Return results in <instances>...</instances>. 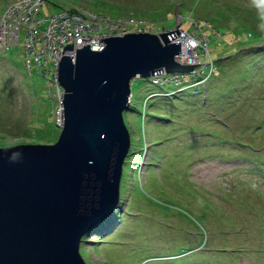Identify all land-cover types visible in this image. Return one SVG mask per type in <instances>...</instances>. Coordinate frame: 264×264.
I'll return each mask as SVG.
<instances>
[{"label": "rangeland", "instance_id": "rangeland-1", "mask_svg": "<svg viewBox=\"0 0 264 264\" xmlns=\"http://www.w3.org/2000/svg\"><path fill=\"white\" fill-rule=\"evenodd\" d=\"M33 4L41 6L43 18L73 5L92 11L110 26L102 30L108 36L181 23L187 39L199 45L201 39L204 45L209 40L212 52L221 42L232 44L214 59L216 69L198 93L190 87L178 91L188 78L160 84L151 75L133 79L132 109L124 116L131 142L143 145V158L138 159L137 148L128 160L127 187L118 208L83 237L80 251L86 263L264 264V0ZM7 10L0 0V16ZM27 12L23 7L19 15ZM224 28L234 33L223 35ZM26 35L21 18L19 41L11 45L0 39L1 147L54 143L61 134L59 119L64 122V114H58L63 99L58 92L55 96L56 67L51 61L40 64L36 53L27 54ZM42 47L41 42L39 51ZM239 71L249 72V78L242 79ZM153 92L157 95L151 96ZM199 214L203 217L196 223L191 218ZM200 226L206 228L204 236ZM182 245L188 247L184 253L179 251Z\"/></svg>", "mask_w": 264, "mask_h": 264}, {"label": "water", "instance_id": "water-1", "mask_svg": "<svg viewBox=\"0 0 264 264\" xmlns=\"http://www.w3.org/2000/svg\"><path fill=\"white\" fill-rule=\"evenodd\" d=\"M102 37L59 63L64 123L54 143L0 147V264H87L83 237L118 204L130 148L131 81L180 63V28ZM64 48L72 49L73 42Z\"/></svg>", "mask_w": 264, "mask_h": 264}, {"label": "built area", "instance_id": "built-area-1", "mask_svg": "<svg viewBox=\"0 0 264 264\" xmlns=\"http://www.w3.org/2000/svg\"><path fill=\"white\" fill-rule=\"evenodd\" d=\"M23 7L28 8V12L21 16L19 14ZM15 11L18 12L17 15H11ZM40 12L41 6L36 7L33 4V0L14 1L8 6V14L5 17H1L0 36L2 38L0 39H5L6 44L12 43L11 45L15 41H19L21 18H23L26 22L27 35L25 48L27 54L36 53L40 59V64L44 62L47 64L51 61L56 67L60 63L63 50L64 54L75 56L77 48L84 44L87 45L90 43L91 47L97 50H102L105 47V42L102 40V37L105 38L108 35L101 32V29L104 27L109 28L110 26L105 25L104 22H100L95 13L84 17L83 15L63 10L62 13L52 14L43 18ZM12 18L14 19L12 20ZM123 32L127 33L130 31L124 30ZM123 32L120 34H125ZM41 42L43 43V47L39 51L38 46ZM70 42H73V48H64ZM193 58H196V56L188 54L185 60L188 61ZM28 64H32L30 60H28ZM56 80L58 82L57 74ZM159 80V73H155L154 81L158 82ZM57 91L62 97V89L59 86ZM63 111L64 105L60 101L58 105L59 117L61 116L60 114H64ZM58 124L63 125V120L60 121L59 119Z\"/></svg>", "mask_w": 264, "mask_h": 264}, {"label": "clouds", "instance_id": "clouds-1", "mask_svg": "<svg viewBox=\"0 0 264 264\" xmlns=\"http://www.w3.org/2000/svg\"><path fill=\"white\" fill-rule=\"evenodd\" d=\"M178 27L180 28V33L179 34H182V36H175L173 38H171L172 41H180L181 40V43H182V49H181V52L178 54V58H179V62L180 63H189L187 62V60H185V57L188 55V54H191L193 56H196V58L199 59L200 63L198 65L195 66V68L191 71H188V72H168L165 68H163L164 70L163 71H160V72H156V73H159V77H160V80L158 82H155L154 81V77H155V73H152L151 76L153 77V83L154 84H160V83H164V82H169V81H175L176 83H182L183 82V79L184 78H188L189 79V82L187 84H185L183 87H180L178 89L179 90H182L184 88H192V92H196L198 93L199 91V87H201L200 85L202 84H206V80L211 78V75L212 73L214 72V70L216 69V66H215V61L213 58H211L209 55H210V50L207 49V43L208 41L205 40V45L204 44H201L203 41L201 39V42H200V45H199V42H197V40L195 39H187L186 38V35H184V32L186 33V30L184 28L181 27V23H178ZM177 26V25H176ZM106 28V27H105ZM108 28V27H107ZM172 29H177V27H171L169 29L167 28H164V29H157V30H153L151 29V31H147V32H154V33H160V32H163V31H167V30H172ZM141 30L138 29L137 32H140ZM143 32L146 31V30H142ZM188 31V30H187ZM130 32H134V31H130ZM125 35V34H123ZM116 36V35H114ZM200 39V38H199ZM185 40H187L188 42L185 43ZM84 46V45H83ZM105 46H106V43H105ZM189 46H191V51H187L186 52V47L189 48ZM205 47L206 51L208 52V55L210 60L209 59H206L205 58V61H202L200 60V53H199V47ZM10 47V46H8ZM82 47V46H81ZM80 48V47H79ZM92 48V47H91ZM196 48V50L194 49ZM94 49V48H92ZM94 50H97V49H94ZM204 60V59H203ZM28 63V62H27ZM43 64V63H42ZM48 64V63H47ZM56 67V66H55ZM59 67V65H58ZM58 67H56V72H55V75L57 74L58 75ZM51 71H49L48 73L50 74ZM202 75H205L204 77ZM150 76V75H149ZM56 77V76H55ZM50 80V79H49ZM133 81V80H132ZM131 81V84L133 83ZM58 86H60V88L62 89V99H63V93H64V90L62 88V86L60 85L59 83V75H58V82H57V88ZM131 89H132V86H131ZM185 89V90H186ZM203 91H205V87L202 88ZM58 91H56V94H57ZM162 92V90L160 91ZM159 92V93H160ZM166 94H169L168 91H165ZM201 93V92H200ZM56 96V95H55ZM151 96H153V94L151 93ZM132 97H133V94H132V90H131V96H130V108H131V100H132ZM129 108V109H130ZM126 110V111H131V110ZM125 113V112H124ZM125 117V116H124ZM64 123V122H63ZM127 124V123H126ZM128 126V125H127ZM62 127V125H61ZM129 129V128H128ZM130 132V131H129ZM130 135H131V132H130ZM130 145H131V138H130ZM126 159V158H125ZM126 161V160H125ZM125 163V162H124ZM123 169H124V165H123ZM123 174V173H122ZM121 180H122V177H121ZM121 186V184H120ZM121 195V193H120ZM119 201H120V196H119ZM118 201V202H119ZM118 205V204H117ZM118 208V206L115 207V210ZM112 213V212H111ZM108 217V216H107ZM106 218V217H105ZM104 218V219H105ZM105 221V220H104ZM95 228V227H94ZM84 239V238H83Z\"/></svg>", "mask_w": 264, "mask_h": 264}, {"label": "trees", "instance_id": "trees-1", "mask_svg": "<svg viewBox=\"0 0 264 264\" xmlns=\"http://www.w3.org/2000/svg\"><path fill=\"white\" fill-rule=\"evenodd\" d=\"M16 1V0H15ZM4 2H5V6L6 7H8V4L10 5V4H12L13 2H14V0H4ZM184 3V2H183ZM71 5H73V4H71ZM182 6V5H181ZM6 10V9H5ZM67 12H72V13H77L78 15L80 14V15H83L84 17L85 16H87V15H92L93 14V12L91 11V12H89V11H87V10H84V9H80L79 7H77V6H75V5H73V6H70V8H68V9H65ZM41 12H42V8H41ZM41 12H40V14H41ZM179 15H181V14H179ZM97 16V15H96ZM1 17V16H0ZM97 18H98V20H100V22H104V19H102V17H98L97 16ZM110 20V19H109ZM204 22L202 23L203 25L206 23V24H208V20H203ZM210 21H216L215 20V18H211L210 19ZM124 22V21H123ZM105 28V27H104ZM103 28V29H104ZM107 28V27H106ZM103 29H101V32H102V30ZM108 30H109V28H107ZM238 29V28H237ZM234 30H236V29H234ZM249 30V32H251V29H248ZM247 30V31H248ZM234 33V31L233 30H230V29H222V34L223 35H225V34H233ZM229 45H231L232 46V44H229L228 42H224V43H222L221 42V46L219 45V46H217L214 50H213V52L210 50V48H209V40H208V43H207V49H209L210 50V52H211V54L209 55L211 58H213V59H215V58H218L219 57V53H221L223 50H224V47L225 48H228L227 46H229ZM204 48L205 47H199V53H200V51H203L204 52V55H206V54H208V52L207 53H205V51H204ZM223 48V49H222ZM8 49H10V47H8ZM217 51H218V53H217ZM227 54H229V53H227ZM200 55H201V53H200ZM209 56L208 55H206L205 56V58L206 59H210L209 58ZM245 71V70H244ZM244 71H239V73H240V75H241V77H242V79H247V78H249V76H250V74H249V76H248V73H247V71L246 72H244ZM242 73H246L247 74V76L246 77H243V74ZM203 77L205 76V75H202ZM49 78V77H48ZM60 87V86H59ZM157 92H160V91H157ZM51 94L52 93H50V96H51ZM153 95H157V94H155L154 92L152 93ZM158 94H160V93H158ZM56 95V94H55ZM161 95V94H160ZM200 95H201V93H200ZM53 99V98H52ZM147 106V105H146ZM146 106H145V108L143 109V111H142V113L143 114H145L146 113ZM132 108H130L129 110H131ZM151 113L149 112V115H150ZM153 115V114H152ZM139 140V139H138ZM144 142L145 141H143V144H144ZM20 144V143H19ZM138 144V141L137 142H135V143H132L131 142V145H130V148H129V151H128V154H127V156H126V161H125V163H124V169H123V174H122V180H121V186H120V193H121V195H123V191H124V189L127 187L125 184H126V180H127V177H128V170H129V168H130V162L128 161V160H130L131 158H132V156H134V153L136 152V150H137V148H140L139 150V153L137 154L138 155V159H142L143 158V155H142V150H143V145L142 146H140V145H137ZM140 146V147H139ZM1 147V146H0ZM142 147V148H141ZM133 158H136V157H133ZM140 167H142V166H140ZM139 169V168H138ZM137 169V170H138ZM136 170V171H137ZM120 195V196H121ZM166 207V209H172V207H170V206H165ZM178 209V208H177ZM176 209V210H177ZM177 211H179V210H177ZM182 211V210H181ZM180 211V212H181ZM183 212V211H182ZM203 217V215L202 214H199L198 215V219H196L195 217L194 218H191V219H193L194 220V222H199V219L201 220V218ZM196 219V220H195ZM106 221V220H105ZM105 221H103L102 223H104ZM200 229H201V233L203 234V236H204V232H205V230H206V228L205 227H202V226H200ZM199 235V234H198ZM201 237V238H204V237ZM188 250V247H185L184 245H182L181 247H180V252L181 253H184V252H186ZM146 259V258H145ZM173 259V258H172ZM177 260H182V259H177ZM163 263H166V261H163Z\"/></svg>", "mask_w": 264, "mask_h": 264}, {"label": "bare ground", "instance_id": "bare-ground-1", "mask_svg": "<svg viewBox=\"0 0 264 264\" xmlns=\"http://www.w3.org/2000/svg\"><path fill=\"white\" fill-rule=\"evenodd\" d=\"M178 36H182V34H178ZM187 42H188V41H187V40H185V43H187ZM189 47H190V48H192L191 46H189ZM190 48H187V47H186V52H187V51H189V52H190V51H191V49H190Z\"/></svg>", "mask_w": 264, "mask_h": 264}]
</instances>
